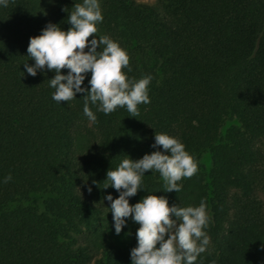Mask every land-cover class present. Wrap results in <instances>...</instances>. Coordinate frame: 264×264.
Instances as JSON below:
<instances>
[{
    "label": "trees",
    "instance_id": "16d2710c",
    "mask_svg": "<svg viewBox=\"0 0 264 264\" xmlns=\"http://www.w3.org/2000/svg\"><path fill=\"white\" fill-rule=\"evenodd\" d=\"M81 3L10 0L0 8V264H130L138 225L122 227L125 249L110 238L103 197L117 193L103 188L105 174L125 156L158 150L150 145L160 133L178 139L198 170L176 193L146 171L145 192L129 204L151 194L179 207L204 200L209 243L195 264H264V0H99L97 37L126 51L127 77L152 80L136 117L89 104L95 123L83 115V94L58 104L53 73L23 68L33 63L29 37L46 23L67 31ZM227 120L235 123L222 131ZM34 194H46L41 207L22 204Z\"/></svg>",
    "mask_w": 264,
    "mask_h": 264
},
{
    "label": "clouds",
    "instance_id": "9594fccd",
    "mask_svg": "<svg viewBox=\"0 0 264 264\" xmlns=\"http://www.w3.org/2000/svg\"><path fill=\"white\" fill-rule=\"evenodd\" d=\"M9 3L10 0H0V8H7ZM102 19L99 0H82L67 17V31L46 23L39 35L29 37L26 53L33 63H23L29 76L45 69L53 73L48 87L54 89V102H68L76 94H83L82 112L92 123L96 116L89 104L105 115L122 107L130 117H136L138 105L150 102L151 74L133 80L121 71H130L128 55L108 36L97 37V25ZM61 69L66 72L61 74ZM153 141L150 147L159 146L158 150L137 160L125 156L114 170L106 171L103 188L111 187L117 193L116 198L111 194L103 197L108 202L105 208L111 213L113 233L119 235L129 219L138 225L136 244L129 251L130 264H195L209 243L204 231L209 221L204 200L195 207H179L169 205L164 196L151 194L134 204L128 202L138 190L145 192L142 177L146 171L159 174L163 192L176 193L181 187L177 182L192 177L198 170L197 162L178 139L160 133L154 135ZM10 179L7 175L3 182ZM86 190L90 192L91 188Z\"/></svg>",
    "mask_w": 264,
    "mask_h": 264
},
{
    "label": "rangeland",
    "instance_id": "374dc122",
    "mask_svg": "<svg viewBox=\"0 0 264 264\" xmlns=\"http://www.w3.org/2000/svg\"><path fill=\"white\" fill-rule=\"evenodd\" d=\"M136 1L152 4L156 0H136ZM232 123H235V122L233 120L225 121L224 126L222 128V131L225 129V127L229 126ZM200 161L206 168H208L210 165L209 153L208 152L202 153L201 157H200ZM45 197H46V194H34V195L30 196L29 200L23 202L22 204L25 205V204L31 203V204H34L38 207H41V202ZM108 234H109L110 238L112 239V241L117 246H119L122 249H125L127 247L128 243H129V237L122 229H121V233L119 235H115L113 233V228H111L109 230Z\"/></svg>",
    "mask_w": 264,
    "mask_h": 264
}]
</instances>
